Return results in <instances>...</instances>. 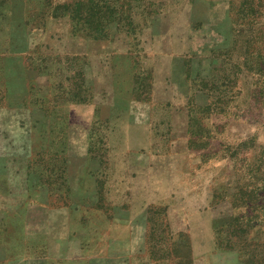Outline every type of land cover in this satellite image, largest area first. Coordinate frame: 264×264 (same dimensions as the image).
I'll list each match as a JSON object with an SVG mask.
<instances>
[{"label": "rangeland", "instance_id": "obj_1", "mask_svg": "<svg viewBox=\"0 0 264 264\" xmlns=\"http://www.w3.org/2000/svg\"><path fill=\"white\" fill-rule=\"evenodd\" d=\"M0 264H264V0H0Z\"/></svg>", "mask_w": 264, "mask_h": 264}, {"label": "trees", "instance_id": "obj_2", "mask_svg": "<svg viewBox=\"0 0 264 264\" xmlns=\"http://www.w3.org/2000/svg\"><path fill=\"white\" fill-rule=\"evenodd\" d=\"M58 3V2H57ZM58 7V4L56 5Z\"/></svg>", "mask_w": 264, "mask_h": 264}]
</instances>
